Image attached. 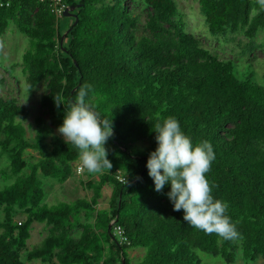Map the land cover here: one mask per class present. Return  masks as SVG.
<instances>
[{"label":"trees","instance_id":"16d2710c","mask_svg":"<svg viewBox=\"0 0 264 264\" xmlns=\"http://www.w3.org/2000/svg\"><path fill=\"white\" fill-rule=\"evenodd\" d=\"M145 1L146 33L138 34L140 14L125 0H67L78 20L73 17L62 39L69 27L61 28L46 0H0V36L12 21L29 37L21 61L25 85L46 81L43 112L61 126L66 107H57L55 96L67 105L87 83V99L114 124L106 145L113 167L87 181L92 195L46 204L39 173L65 182L78 150L41 115L30 138L29 105L0 94V153L9 160L1 173L13 179L0 189V264H24L23 249L27 260L45 264H132L126 251L140 246L145 253L136 264H199L195 248L228 262L240 248L245 260L264 261V84L203 46L186 29L176 0ZM197 1L212 35L243 31L251 39L264 28L257 0ZM168 116L194 143L212 144L215 160L206 177L214 197L229 204L239 239L185 222L166 195L170 184L155 191L146 164L157 147L153 125ZM27 149L39 156L26 159ZM118 169L125 181L117 179ZM106 184L112 187L108 205L97 207ZM34 221L47 233L28 249Z\"/></svg>","mask_w":264,"mask_h":264},{"label":"clouds","instance_id":"9594fccd","mask_svg":"<svg viewBox=\"0 0 264 264\" xmlns=\"http://www.w3.org/2000/svg\"><path fill=\"white\" fill-rule=\"evenodd\" d=\"M257 3L264 8V0H257ZM90 89L91 85H83L74 101L67 105L60 95L55 96L57 107L61 104L66 107L58 132L67 144L78 150L82 168L99 174L113 167L106 145L114 136V124L113 118L102 117L87 99ZM153 130L157 147L149 153L146 167L155 191L162 193L170 184L166 195L174 211H183L185 222L205 234H216L227 241L239 239L241 233L237 223L227 214L229 204L214 197V185L206 177L215 160L212 144L207 140L194 143L173 116L155 123Z\"/></svg>","mask_w":264,"mask_h":264},{"label":"rangeland","instance_id":"374dc122","mask_svg":"<svg viewBox=\"0 0 264 264\" xmlns=\"http://www.w3.org/2000/svg\"><path fill=\"white\" fill-rule=\"evenodd\" d=\"M78 1V0H77ZM178 9L182 15L186 29L195 34L202 45L211 50L212 53L220 58H230L236 61L239 73L250 69L254 78L264 84V28L259 29L255 36L250 39L243 31H228L225 35H212L204 16L200 13L197 0H176ZM125 3L135 12L140 14V21L137 24V33H146V17L149 7L145 0H125ZM73 20L72 16H63L60 19L62 29L68 28ZM61 29V31H62ZM253 41V43H251ZM30 47L29 37L22 33L11 21L6 31L0 36V94L16 97L20 103H27L30 107V114L24 122L27 127V135L32 138L35 134V118L43 116L48 123L54 124V131L58 132L59 125L54 117L45 114L39 104L41 95L46 92V81L41 82L33 89L25 85V75L22 69V55ZM60 134V133H59ZM26 159H36L39 155L36 150L27 149L24 154ZM81 163V160L75 162V166ZM9 160L6 154L0 153V189L9 184L13 179L5 177L1 172L8 168ZM82 164V163H81ZM99 174L89 173L86 169L78 172L75 168L73 175L65 182L44 176L39 173L45 188V197L43 202L46 204H57L59 202H69L77 197H89L92 190L86 185L87 181L99 180ZM112 187L106 184L102 189V197L97 207L108 205ZM0 212H2L0 210ZM18 214L17 218H21ZM47 233V226L37 221L33 222L31 237L27 241V248L39 243ZM127 256L132 264L144 255L143 247H131L127 249ZM195 253L199 264H264L262 257L255 260H245L242 257L241 249H237L234 261L228 262L220 255H212L200 248H195ZM22 260L24 264H45L40 259L27 260L25 250H22Z\"/></svg>","mask_w":264,"mask_h":264},{"label":"built area","instance_id":"2783aa9c","mask_svg":"<svg viewBox=\"0 0 264 264\" xmlns=\"http://www.w3.org/2000/svg\"><path fill=\"white\" fill-rule=\"evenodd\" d=\"M48 2L50 11L57 17L61 18L64 16V11L67 8H70V4L67 2V0H46ZM76 169L78 172H81L82 170V164L79 163L76 166ZM116 177L119 181H125L126 177L124 175V172L121 169H118L116 171ZM119 233H122V229L118 228L117 229ZM124 238V237H123ZM114 264H122L121 262H116Z\"/></svg>","mask_w":264,"mask_h":264},{"label":"water","instance_id":"95a60500","mask_svg":"<svg viewBox=\"0 0 264 264\" xmlns=\"http://www.w3.org/2000/svg\"><path fill=\"white\" fill-rule=\"evenodd\" d=\"M76 8V5H71L70 8H67L65 11H64V16H72L75 18V21L76 22L78 20V17L76 15V12H74V9ZM71 29V27H69L66 32L62 35V39L64 38L65 34L67 32H69V30ZM111 224V223H110Z\"/></svg>","mask_w":264,"mask_h":264}]
</instances>
